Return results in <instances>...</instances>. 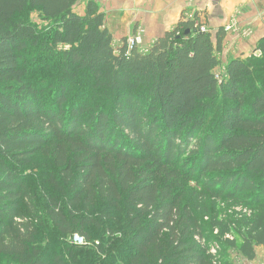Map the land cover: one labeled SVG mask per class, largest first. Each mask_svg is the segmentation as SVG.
<instances>
[{
  "label": "trees",
  "instance_id": "1",
  "mask_svg": "<svg viewBox=\"0 0 264 264\" xmlns=\"http://www.w3.org/2000/svg\"><path fill=\"white\" fill-rule=\"evenodd\" d=\"M29 8L47 26L25 20ZM201 25L196 13L181 15L141 52L126 39L115 47L96 0H0V264H234L225 248L255 258L264 245V37L259 57L228 59L218 80L225 28L212 36ZM38 153L66 183V209L50 192L45 214L22 206L34 197L22 165ZM49 171L42 177L57 186ZM220 198L251 212L235 219ZM99 200L110 222L96 250L69 244L43 261L40 225L88 242Z\"/></svg>",
  "mask_w": 264,
  "mask_h": 264
},
{
  "label": "crops",
  "instance_id": "2",
  "mask_svg": "<svg viewBox=\"0 0 264 264\" xmlns=\"http://www.w3.org/2000/svg\"><path fill=\"white\" fill-rule=\"evenodd\" d=\"M105 15V26L114 41H123L139 33L142 44L153 43L171 29L186 14H197L212 36L218 28H225L235 21L226 32L220 53L224 54L221 66L230 58L246 56L257 41L264 37V0H96ZM248 29V38L236 32ZM238 36L240 38H238ZM264 246V245H262ZM262 249L256 247V256ZM254 258V259H255ZM252 259V260H254Z\"/></svg>",
  "mask_w": 264,
  "mask_h": 264
},
{
  "label": "rangeland",
  "instance_id": "3",
  "mask_svg": "<svg viewBox=\"0 0 264 264\" xmlns=\"http://www.w3.org/2000/svg\"><path fill=\"white\" fill-rule=\"evenodd\" d=\"M85 2H79L74 6V10L79 13L83 14L84 12V7H85ZM186 15V14H185ZM187 16V15H186ZM22 17L31 22L34 23L35 25L38 26V28H42L47 26L46 22H44L40 16L39 12L36 9H26ZM231 23L236 24L235 21H232ZM230 23V24H231ZM237 34L238 30L236 29ZM252 34V32H251ZM251 34L247 36H241L242 38H248L251 36ZM238 36V38H240ZM130 37V36H129ZM127 39V37H126ZM123 41H113V44L115 47H119V45H122ZM256 44L254 47L250 50V53L246 55L247 56H257L259 57L261 55L260 51L257 50ZM151 45V44H150ZM149 44H141L140 47H147ZM224 54L219 53L218 57L222 59ZM237 57H245V56H237ZM45 59L42 58L41 61H44ZM212 118L210 121L214 120L215 118V113H211ZM209 127V126H208ZM24 171H26L27 174L24 175V180L26 185L29 187L31 193L33 194L34 197L32 198H27L23 199L22 206H25L26 204H35L38 211L40 214H45V206H46V197L48 192L51 193V195L58 199L61 200L62 206L66 209V201L64 196L68 195L69 191H66L65 193H62L60 191V188L63 190L64 187H66V183H63L62 179L59 178V176L56 175V169L51 165V162L49 159H47L43 154H37L36 157L33 158V160L30 162L28 165H22ZM47 170H50L49 172L53 174V177L57 181V186L52 185L48 179H45L42 177L44 175L43 173L46 172ZM59 189H56V187ZM190 188H194L196 190H199V186L195 184L194 181H191L189 183ZM47 193V194H46ZM65 201V202H64ZM217 206L221 211H225L227 214L232 215L235 219L239 218L241 215L246 214L243 210L247 208L244 205H229L226 203V200L223 198H220L217 200ZM24 209V207H22ZM95 213H93L94 220L100 225V228L98 229H91L90 228V236L91 238L88 240L92 245L99 243V234H103V229L104 227L110 222L108 219L105 218L104 214L110 212L109 206L107 205V202L105 200H99L96 203L95 206ZM247 215V214H246ZM27 219H33L31 216L26 215ZM43 221L45 220L44 216L42 217ZM23 219V218H22ZM206 221V220H204ZM229 236H232V234H229ZM69 237L66 238H59L57 236V233L55 229L50 225L49 222L45 221L42 225H40V233L38 235V242L42 246V254H43V261H49L50 258H52L56 254H62L63 255L67 254L66 249L69 248V244H72L69 240ZM87 242V244H89ZM215 244V243H210V245ZM80 247V246H76ZM83 249H87L90 252H94L96 250V245L95 246H90V245H82L81 246ZM259 248H264V246H259ZM225 253H226V259L231 261L234 264H264V249H262V252H258V255L254 260H248L244 258L237 250V248H225ZM100 256L103 257V253L98 252ZM2 264H16L11 261H5Z\"/></svg>",
  "mask_w": 264,
  "mask_h": 264
},
{
  "label": "built area",
  "instance_id": "4",
  "mask_svg": "<svg viewBox=\"0 0 264 264\" xmlns=\"http://www.w3.org/2000/svg\"><path fill=\"white\" fill-rule=\"evenodd\" d=\"M232 27H234V23H231L230 25H227L225 27V32H227L230 29H232ZM199 29H200V31H208V28L205 25H201ZM238 33L241 36H247V35L251 34V31L248 30V29H245V30H243L241 32L239 31ZM126 42H127L128 49H131L134 46H136L141 52H146L150 48V46L140 47V45L142 44V36L139 33L128 37L126 39ZM224 71H225L224 66L219 67L216 70V72H215L216 79L222 80V78L225 76V72ZM243 211L245 213H247V214H250V212H251L247 208H245ZM226 237H230L231 238V236H229V235H226ZM69 240H70V242L72 244H77V245H86L87 244L86 239L82 235H80L78 233H74L72 236H70ZM217 250H218V245L217 244L210 245V252L212 254H215L217 252Z\"/></svg>",
  "mask_w": 264,
  "mask_h": 264
}]
</instances>
